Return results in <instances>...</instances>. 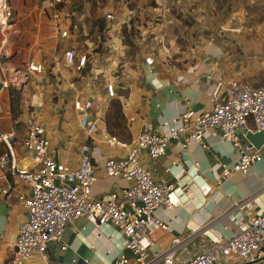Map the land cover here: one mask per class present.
<instances>
[{"label":"crops","instance_id":"0c3cea01","mask_svg":"<svg viewBox=\"0 0 264 264\" xmlns=\"http://www.w3.org/2000/svg\"><path fill=\"white\" fill-rule=\"evenodd\" d=\"M7 1L15 12L17 23L14 32L6 35L0 32V49L3 52L0 56V131L16 134L12 147L17 163L21 168L32 169L38 166L39 156L29 154L21 144L29 124L25 123L23 130L15 126L18 122L13 124L9 91L4 89L3 84L6 81L21 83L23 79L15 59L26 61L25 57H34V64H42L44 57L54 55L59 45L72 47L73 37L69 20H64V6H58L55 0ZM108 16L112 17L108 20L113 23L111 27L122 44L121 29L117 23V26L114 24L112 15H105V18ZM215 30L207 26L198 27V30L192 28V31H197L195 41L198 46L183 53L186 59L191 58L192 62L188 64L154 66V59L152 64H147L145 60L122 75L106 78L102 88L94 84L99 76L106 77V74L103 75V70H93V75L84 77L80 82L83 92L60 87L61 101L58 102L53 101L50 92L60 79L51 80L43 72L33 74L35 80L21 84L18 89L23 91L35 84L34 90H38L29 100V106L33 108L29 118L41 120L47 130L51 144L47 156L70 168H77L82 157L88 155L96 170L97 181L93 186L96 199L105 200L113 192L127 187L129 184L125 180L109 178L104 174L103 168L109 158L126 154L125 150L111 149L106 143L105 123L100 114L106 111L101 106L102 100L108 98L106 85L110 82L116 84L117 100L122 106L130 134L128 143L146 123H151L160 133H166L164 123L171 122L185 110H212L211 94L221 77L239 78L255 87L261 86L264 81V53L263 56L248 54L249 58H240L235 67L228 57L232 55L225 47V36ZM66 31L68 34L63 37L61 34ZM118 38L113 41L117 43ZM246 40L249 48L252 46L249 42H254V38ZM63 56L60 65H65ZM257 56L263 61L256 59ZM42 65L46 67V63ZM59 73L60 67L52 69V75ZM61 80L64 85V78ZM78 95L94 102L93 117L99 120L100 129L92 137L79 128L78 115L73 107ZM250 125L253 126V123L250 122ZM244 132L240 130L239 135L242 137ZM85 147L87 150H83ZM239 161L240 153L231 144L223 142L219 132H210L202 145L190 143L184 146L182 142H173L167 154L155 160L143 156L144 166L151 170L154 177L175 188L172 195L174 207H162L156 212L157 218L168 225V230H158L151 236V253L166 252L179 241L176 260L182 262L214 248L220 239L225 241L238 234V221L246 218V211L235 209L237 202L250 199L254 213L264 211V162L254 164L247 174H242L234 171ZM28 195L24 182L0 172V264H7L13 256L12 244L27 217L20 197ZM65 240L69 248L61 252L59 247L54 246L49 264H111L124 251L129 254L124 250V238L117 228H100L85 217L68 225ZM29 264L47 263L40 257H34ZM221 264L226 262L223 260ZM257 264H264V259Z\"/></svg>","mask_w":264,"mask_h":264},{"label":"built area","instance_id":"2783aa9c","mask_svg":"<svg viewBox=\"0 0 264 264\" xmlns=\"http://www.w3.org/2000/svg\"><path fill=\"white\" fill-rule=\"evenodd\" d=\"M61 2V0H55ZM112 20L111 16H108ZM17 18L7 0H0V32H14ZM67 31L61 35L67 36ZM0 49V56H2ZM1 58V57H0ZM75 52L66 50L64 62L74 68ZM87 56H82L77 69L86 67ZM152 64V59H146ZM29 70L41 74L42 64H30ZM4 89L10 87L4 82ZM109 100L118 97L116 84L106 85ZM212 110L196 112L187 109L171 122H165L166 133L155 130L146 123L130 142L117 137H107V145L126 151L121 157L109 158L104 174L109 178L125 180L129 185L113 192L107 199L94 197L93 186L97 181L92 159L84 155L77 168H70L47 156L50 140L45 126L34 119L30 121L22 147L31 155L39 156L35 168H21L16 160L12 144L17 139L11 131H0V172L24 182L28 197L20 200L26 211V221L19 228L12 244L13 256L7 264H29L32 258L40 257L47 264L52 258V249L59 247L65 252L69 245L65 240L70 223L88 218L96 226H113L124 238V250L111 264H257L264 259V211L254 213L251 200L236 203L235 209L246 211V218L238 221L239 232L228 240H219L216 246L192 258L178 262L177 248L181 242L163 253H151V236L158 230H168V225L156 216L162 207L172 209L174 186L154 177L142 162L144 155L155 160L167 154L173 142L202 145L210 132H219L221 140L231 144L240 153V161L234 171L247 174L256 163L264 162V145L260 150L249 147L243 137L247 132H264V85L253 86L239 78H219L211 94ZM94 102L78 96L73 107L79 119V128L92 137L99 132L100 124L93 117ZM134 121V119H132ZM253 123V126L250 125ZM245 130L244 135H239ZM87 150V147L83 148ZM198 165V162H194ZM7 194V191H4Z\"/></svg>","mask_w":264,"mask_h":264},{"label":"rangeland","instance_id":"374dc122","mask_svg":"<svg viewBox=\"0 0 264 264\" xmlns=\"http://www.w3.org/2000/svg\"><path fill=\"white\" fill-rule=\"evenodd\" d=\"M57 4L64 6V20H69L73 42L72 47L68 44L65 47L59 45L54 55L44 57L46 67L43 65L42 74L46 73V77L51 80L60 79L59 83H54L50 92L54 102L61 101L59 92L62 86L73 92H76L73 88L83 92L80 82L84 77L93 75V70H103V75L106 74V77L99 76L94 84L102 88L106 84V78L113 79L148 58L154 59V66H181L192 62L191 58L186 59L183 55L187 50H195L198 46L195 41L197 31H192V28L198 30V27L207 26L225 36L224 44L231 51L232 57H228L234 66L240 58L248 59V54L261 56L264 53V0H61ZM108 14L115 18L114 24L117 23L119 30L121 29L122 44L111 27L113 23L110 24L108 17L105 18ZM252 37L254 42H249L252 46L248 48L246 39ZM116 38L119 39L117 43L113 41ZM87 49L91 50L87 54L88 65L85 70L79 71L77 61L84 53H88ZM66 50L75 52L74 68L61 64L63 68L59 63ZM33 58L25 57L26 61L15 59L17 68L23 73V79L21 83L9 82L10 87L7 89L9 93L13 89L19 91L13 94L16 104L13 110L10 105V115L13 124L18 122L15 126L20 130L25 128V123L29 124L33 120L29 118L33 112L29 100L38 90H34L35 84L23 91L18 89L21 84L35 80L33 74L36 73L29 70ZM256 59L263 61L259 56ZM56 66L60 67V73L52 75V69ZM63 78L64 85L61 80ZM260 85H264V81ZM10 96L9 94V103ZM107 99H103V104L101 103L106 110L104 112L111 108L112 102ZM104 112H100L102 117ZM118 139L123 140V136H118Z\"/></svg>","mask_w":264,"mask_h":264},{"label":"trees","instance_id":"16d2710c","mask_svg":"<svg viewBox=\"0 0 264 264\" xmlns=\"http://www.w3.org/2000/svg\"><path fill=\"white\" fill-rule=\"evenodd\" d=\"M58 6L62 5V4H57ZM88 59V58H87ZM88 65V62L86 64V67ZM86 67L83 69L85 70ZM19 91L16 90V89H13V90H10V105H11V108L13 110V107L15 106L16 104V100H15V94H17ZM14 94V95H13ZM111 108L110 110L108 109V113L106 112L103 116V121L105 123V129H106V133H107V136H111V137H117L118 136H123V141H130V134H129V131H128V128L126 129L125 127L126 124H125V117L123 115V112H122V106L120 104V102L116 99H112L111 101ZM123 125V127H122Z\"/></svg>","mask_w":264,"mask_h":264},{"label":"water","instance_id":"95a60500","mask_svg":"<svg viewBox=\"0 0 264 264\" xmlns=\"http://www.w3.org/2000/svg\"><path fill=\"white\" fill-rule=\"evenodd\" d=\"M244 143L249 147L260 150L264 145V132L252 133L247 132L244 138Z\"/></svg>","mask_w":264,"mask_h":264}]
</instances>
